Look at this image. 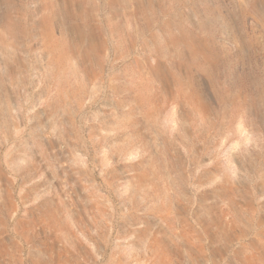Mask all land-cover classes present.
I'll return each mask as SVG.
<instances>
[{"label":"rangeland","instance_id":"rangeland-1","mask_svg":"<svg viewBox=\"0 0 264 264\" xmlns=\"http://www.w3.org/2000/svg\"><path fill=\"white\" fill-rule=\"evenodd\" d=\"M0 264H264V0H0Z\"/></svg>","mask_w":264,"mask_h":264}]
</instances>
